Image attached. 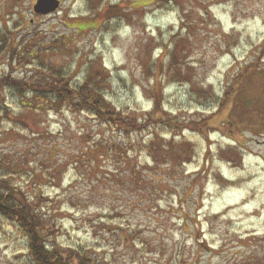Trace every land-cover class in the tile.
Masks as SVG:
<instances>
[{
    "label": "rangeland",
    "instance_id": "rangeland-1",
    "mask_svg": "<svg viewBox=\"0 0 264 264\" xmlns=\"http://www.w3.org/2000/svg\"><path fill=\"white\" fill-rule=\"evenodd\" d=\"M60 1L0 0V76L89 78L127 118L108 126L79 98L32 112L0 90V175L49 242L75 264H264V0ZM27 248L0 217V264Z\"/></svg>",
    "mask_w": 264,
    "mask_h": 264
},
{
    "label": "trees",
    "instance_id": "trees-1",
    "mask_svg": "<svg viewBox=\"0 0 264 264\" xmlns=\"http://www.w3.org/2000/svg\"><path fill=\"white\" fill-rule=\"evenodd\" d=\"M76 31L82 32L85 30L84 27H79L76 28ZM6 43V40L0 41V56L4 50L2 44L6 45ZM40 49L35 46L32 52L41 53L43 49ZM12 52H15V50H12ZM21 58L20 60H22ZM252 68L254 67H248L246 70ZM53 69V67H48L47 70L43 69L46 74H43L45 77L42 75L41 81L36 80L35 77L32 81H27L26 79L14 78L12 75L0 76V90L3 88L10 89L15 93L20 106L32 112L57 111L67 107L73 109V106H78L74 103L79 98L81 100V102L79 101L80 105H82L81 109L89 110L92 115H107L106 124L108 126L113 125L118 130L124 129L125 118H127L124 117L125 112L119 111L107 101L102 94L103 90L98 84L95 88L96 83L88 78L74 89L69 83L71 80L68 81L65 74ZM97 82L99 83V79ZM224 96H226L228 103H234L228 91L224 93ZM161 102L160 97H158L155 106H160ZM219 106L220 102L218 103ZM9 109L7 105L3 106V111L8 114ZM155 122L164 124L163 120ZM137 123L138 121L133 119L131 128L140 130V125ZM167 124L169 125V122ZM129 127L130 124H127V128ZM125 131L128 133L129 130L125 129ZM121 150H123L122 147ZM94 152H98V149ZM8 176L11 177L9 174L0 175V217L11 222L28 242V264H75L79 260L78 256L72 257L68 254L66 257L63 248L56 241L49 242V238L46 237L48 231L45 227V215L41 212V207H38L34 198L27 196L21 188L11 186ZM83 260H87V258H83Z\"/></svg>",
    "mask_w": 264,
    "mask_h": 264
},
{
    "label": "water",
    "instance_id": "water-1",
    "mask_svg": "<svg viewBox=\"0 0 264 264\" xmlns=\"http://www.w3.org/2000/svg\"><path fill=\"white\" fill-rule=\"evenodd\" d=\"M60 8V0H37L34 12L37 15H48L55 13Z\"/></svg>",
    "mask_w": 264,
    "mask_h": 264
}]
</instances>
